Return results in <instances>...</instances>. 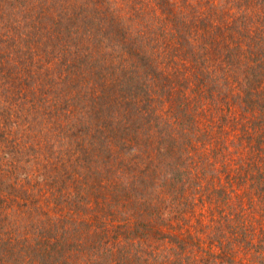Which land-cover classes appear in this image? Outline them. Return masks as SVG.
<instances>
[{
  "label": "trees",
  "instance_id": "16d2710c",
  "mask_svg": "<svg viewBox=\"0 0 264 264\" xmlns=\"http://www.w3.org/2000/svg\"><path fill=\"white\" fill-rule=\"evenodd\" d=\"M45 4L0 0V264H264V0Z\"/></svg>",
  "mask_w": 264,
  "mask_h": 264
},
{
  "label": "rangeland",
  "instance_id": "374dc122",
  "mask_svg": "<svg viewBox=\"0 0 264 264\" xmlns=\"http://www.w3.org/2000/svg\"><path fill=\"white\" fill-rule=\"evenodd\" d=\"M48 0H21V3L26 7V9H23L25 12H26V14L25 13H21L20 15H15V19L17 20V21H20L22 24V26H25V25H28V23H27V20H28V17L29 16H34L36 19H38V17L39 16H37L38 14H40V15H42L43 14V10H42V6L44 7V8H46V2H47ZM47 15L49 16V15H53V12L52 11H49L48 13H47ZM3 28L4 29H8L9 30V27H7V25L4 23L3 24ZM25 30H26V28H25ZM24 40L26 41V44L27 43H29V42H31L32 40H34V38L31 36V35H29V36H24ZM19 46H22L20 43H19ZM114 47V46H113ZM110 49V48H109ZM111 50H105V52H110ZM25 56V55H24ZM17 60H21L20 58L19 59H17ZM19 62V61H18ZM18 62H16V64L18 65ZM43 85H44V88H49V87H54L53 85L54 84H52L51 82L49 83V82H47V81H43ZM38 89L39 90H41L40 89V85L39 84H35V83H33L32 84V87L29 89V93H28V95H27V97L28 98H34V99H37V97H38ZM41 91H43V90H41ZM45 92V91H44ZM50 96V95H49ZM89 101L88 100H86V102H84L83 103V105H81V107L83 108V109H86V107H87V103H88ZM50 105L53 107L52 108V111L54 110V111H56V113H54V114H51V116H54L55 114H58V116L56 117V116H54V117H52L50 120L51 121H58V120H62V110L60 111V110H58V107H57V105L56 104H54V103H50ZM59 105V104H58ZM80 108V105H79V107H78V109ZM59 111V112H58Z\"/></svg>",
  "mask_w": 264,
  "mask_h": 264
}]
</instances>
